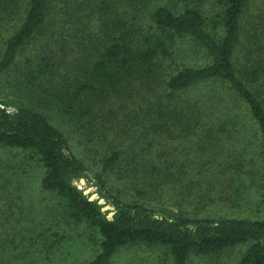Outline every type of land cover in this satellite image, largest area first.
Returning a JSON list of instances; mask_svg holds the SVG:
<instances>
[{
  "label": "trees",
  "instance_id": "trees-1",
  "mask_svg": "<svg viewBox=\"0 0 264 264\" xmlns=\"http://www.w3.org/2000/svg\"><path fill=\"white\" fill-rule=\"evenodd\" d=\"M246 4L0 0V79L21 63L13 86L33 101L0 100V148L25 152L40 165L44 194L37 212L26 208L11 235L0 223V264H54L60 242L77 230L97 248L87 264H111L121 250L139 246L163 248L173 264L236 248L242 252L235 264H264L263 221L195 218L153 206L161 204L154 195L164 197L163 190L186 174L184 168H200L198 176L210 182L206 168L213 161L192 167L179 149L186 145L202 158L226 140L240 148L232 150V163L219 160L216 168L223 169L213 170L218 184L224 183L220 199L232 203L229 190L238 199L247 179L264 201V60H240L264 47L245 55ZM193 53L202 62L191 59ZM222 89L246 109L248 119L220 108ZM34 105L52 107L68 122L95 172ZM248 120L253 129L244 132ZM249 149L255 160H247ZM245 168H257L258 178ZM108 179L127 186L128 196L114 194ZM80 180L97 199L73 184ZM105 205L110 210L102 212Z\"/></svg>",
  "mask_w": 264,
  "mask_h": 264
},
{
  "label": "rangeland",
  "instance_id": "rangeland-1",
  "mask_svg": "<svg viewBox=\"0 0 264 264\" xmlns=\"http://www.w3.org/2000/svg\"><path fill=\"white\" fill-rule=\"evenodd\" d=\"M126 8H128V5ZM208 8L210 11H213V13L216 12V9ZM121 10L124 12L123 8ZM244 15V29L247 32V36L245 37V55L247 56L248 52L254 50L257 45H262V47H264V0H247ZM14 20L15 22H13V24L16 23L17 18ZM191 54L192 53H190V55ZM191 59L201 60L195 53H193ZM240 60L242 64H251L254 60L263 61L264 48L258 52L251 53L250 58ZM21 65L22 64L19 63L12 70L10 75L7 74L4 78L0 79V100L3 101L9 98L13 104L18 103L16 105H29L33 102L32 99H29V95L24 94L22 89L17 87V85L13 86V83L19 77L21 78ZM224 91L225 90L222 89L217 93V95L223 97L219 104L220 108L224 111L238 113L242 120L248 119L246 109ZM258 91L262 90L258 89ZM34 108L40 109L38 105H34ZM40 110H42L51 119V122L64 133L76 156L80 158L86 166H89V170L95 172L97 168L91 166L90 160L83 155V151L78 143L79 139L76 138L74 135L75 133H73L70 126H68V122L63 120L52 107L47 110ZM247 127L253 129L250 120H248L246 126H244V132L245 130L249 131ZM255 134L256 132L253 131L246 135L247 140L244 139V143L249 145L250 142L248 140ZM222 144L220 150L210 151L207 156L202 158L199 157V154H195L188 149L186 145L183 146V149H179L178 154L180 158L187 160L189 164L193 161L194 164L191 165L192 167L203 165L205 159H207L208 166H210L213 161V168H206L210 170L208 173L210 174L208 176L210 184L203 180L205 176H198L200 168H184L186 174L181 175L179 181L177 180L168 185L165 190L162 189L165 193L164 197L161 195L160 199L158 194L157 196L154 195L155 198L153 200H161V204L153 201V206L160 209L164 208L167 211L177 214L183 213L195 218L225 217L264 222V201L261 197V191H259L258 186L257 188L251 185L249 180H244V187H247V191H245V189L241 190V193H238V199L235 194L229 190V192L234 195L232 203H224L220 199L219 189H221L220 187H222L224 183L221 185L218 184V181H216L217 177L213 176V170L214 173H216L217 170L223 169L216 168L219 160L220 162H224L229 159L228 162L232 163L234 161L233 157H230L232 150L240 148L239 144L227 140ZM245 155H249L246 156V158H248L247 160H249L250 157L251 160L256 159L253 152L250 153V149L249 153H245ZM239 159L243 162L242 157ZM246 164L248 163L246 162ZM248 166L253 167L250 165ZM246 169L254 170L255 176L258 178L256 173L258 172L257 168H245V171ZM42 176V168L35 160L31 159L27 153L0 148V223L4 225L3 227L9 235L14 232L13 228L16 223L19 222L26 208L31 211L32 215L37 212L38 205L44 197V194L39 190V182ZM107 181L108 187L114 194L124 199L128 196L127 186L125 187L121 181H117L116 179H108ZM222 182L227 181L222 180ZM74 184L79 189H89L90 194H95V190L87 186L85 182L83 186H80L78 182ZM225 187H227V184H225ZM208 192V196L212 200L211 203L207 199L206 193ZM2 234L5 236L8 235L4 231ZM77 234H81V237L79 238ZM10 246L11 244L4 249V256L6 257L11 255ZM241 250L242 249L236 248L227 250L218 256L192 258L187 264H235L242 252ZM57 251L55 257L52 258L54 264H87L96 254L97 248L89 240L87 234L83 236V231L80 233V230H77L76 232L68 233L67 239L60 242ZM111 264H173V262L167 251L163 248H145L139 246L131 250H121L115 255Z\"/></svg>",
  "mask_w": 264,
  "mask_h": 264
},
{
  "label": "water",
  "instance_id": "water-1",
  "mask_svg": "<svg viewBox=\"0 0 264 264\" xmlns=\"http://www.w3.org/2000/svg\"><path fill=\"white\" fill-rule=\"evenodd\" d=\"M74 183H75V182H74ZM74 183H73V184H74ZM79 185H80V186H83V185H84V181H83V180H80V181H79ZM84 194H89V189L84 190ZM94 199H97L96 194H92V195L90 196V200H94ZM98 203H99V204H102V205L105 204V203L103 202V200H100ZM101 210H102V212H105V211L110 210V207H109L108 205H105V206H103V208H102ZM112 214H113V213L108 214V218H111Z\"/></svg>",
  "mask_w": 264,
  "mask_h": 264
}]
</instances>
